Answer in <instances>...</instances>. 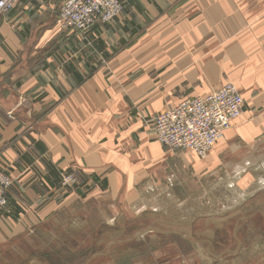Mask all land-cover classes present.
Returning a JSON list of instances; mask_svg holds the SVG:
<instances>
[{
  "label": "crops",
  "instance_id": "obj_1",
  "mask_svg": "<svg viewBox=\"0 0 264 264\" xmlns=\"http://www.w3.org/2000/svg\"><path fill=\"white\" fill-rule=\"evenodd\" d=\"M63 1L19 0L0 14V169L12 179L0 248L34 236L75 200L137 217L149 210L146 194L171 193L182 174L236 179L239 208L247 193H264V0H120L118 17L87 33L58 27ZM226 82L243 110L206 157L157 140L155 115ZM62 172L76 174L79 192L59 186ZM247 204L264 219V200ZM156 229L180 237L127 256L129 264L228 257L212 241L204 250L201 240Z\"/></svg>",
  "mask_w": 264,
  "mask_h": 264
},
{
  "label": "rangeland",
  "instance_id": "obj_2",
  "mask_svg": "<svg viewBox=\"0 0 264 264\" xmlns=\"http://www.w3.org/2000/svg\"><path fill=\"white\" fill-rule=\"evenodd\" d=\"M235 181L226 177L193 178L192 173L187 180L182 174L171 193L164 190L158 195L154 189L146 194L144 204L148 203L149 210L134 218L123 217L92 199L75 200L35 231L34 236L1 247L0 264H87L109 252V259L95 264H129L127 256L139 259L151 249L174 240L168 237H180L147 231L131 242L125 241L149 227L173 230L201 240L204 250L209 241L216 245L214 251L229 249L224 254L228 257L215 260V264H264V219L260 210L246 207L252 201H263L264 193H247V202L239 208L242 195ZM241 216L246 219L239 220L234 233ZM252 237L257 241L251 240ZM236 239L240 241L238 247ZM182 248L188 250L185 245Z\"/></svg>",
  "mask_w": 264,
  "mask_h": 264
},
{
  "label": "built area",
  "instance_id": "obj_3",
  "mask_svg": "<svg viewBox=\"0 0 264 264\" xmlns=\"http://www.w3.org/2000/svg\"><path fill=\"white\" fill-rule=\"evenodd\" d=\"M19 0H0V14L12 10ZM122 9L120 0H64L55 22L61 29L90 30L96 23H108ZM243 99L237 87L226 82L204 96L188 97L174 107L151 119L157 140L168 149L187 151L205 157L221 138L223 132L238 119ZM12 185L10 176L0 169V211H6L7 194ZM80 185L73 172H62L59 186L76 190Z\"/></svg>",
  "mask_w": 264,
  "mask_h": 264
},
{
  "label": "water",
  "instance_id": "obj_4",
  "mask_svg": "<svg viewBox=\"0 0 264 264\" xmlns=\"http://www.w3.org/2000/svg\"><path fill=\"white\" fill-rule=\"evenodd\" d=\"M149 230H157V229H156V228H151V227H149V228H147V229H145V230H143V231H140V232L136 233V234L134 235V237H138V236L142 235L143 233H145L146 231H149Z\"/></svg>",
  "mask_w": 264,
  "mask_h": 264
},
{
  "label": "trees",
  "instance_id": "obj_5",
  "mask_svg": "<svg viewBox=\"0 0 264 264\" xmlns=\"http://www.w3.org/2000/svg\"><path fill=\"white\" fill-rule=\"evenodd\" d=\"M77 189H78V188H77ZM77 189H76V190H77ZM77 191H78V190H77ZM78 192H79V191H78Z\"/></svg>",
  "mask_w": 264,
  "mask_h": 264
}]
</instances>
